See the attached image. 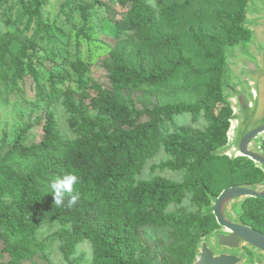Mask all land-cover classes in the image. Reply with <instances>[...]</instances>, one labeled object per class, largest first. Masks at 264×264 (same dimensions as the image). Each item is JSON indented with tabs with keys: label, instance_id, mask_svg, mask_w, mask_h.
Masks as SVG:
<instances>
[{
	"label": "trees",
	"instance_id": "obj_1",
	"mask_svg": "<svg viewBox=\"0 0 264 264\" xmlns=\"http://www.w3.org/2000/svg\"><path fill=\"white\" fill-rule=\"evenodd\" d=\"M45 1L0 0V16L16 25L0 30V101L22 89L33 106L20 135L41 125L39 140L0 145V264H52L54 244L62 264H191L198 239L217 227L201 213L208 193L236 184L213 189L208 167L227 141L213 109L224 98L225 46L251 37L241 26L247 0H64L66 21L74 10L82 21L75 45L100 34L104 46L93 60L67 63L75 89L63 86L64 70L41 82L35 67L40 45L67 60L64 29L43 14ZM92 63L103 79L90 75ZM241 160L233 173L256 171L244 182L264 178ZM70 171L81 177L79 200L57 207L50 183ZM241 219L264 233V198L245 199ZM45 227L53 229L40 235ZM145 228L160 236L152 241Z\"/></svg>",
	"mask_w": 264,
	"mask_h": 264
},
{
	"label": "water",
	"instance_id": "obj_2",
	"mask_svg": "<svg viewBox=\"0 0 264 264\" xmlns=\"http://www.w3.org/2000/svg\"><path fill=\"white\" fill-rule=\"evenodd\" d=\"M245 13L249 18L242 23L258 28L261 41L251 50L242 42L225 46L221 88L223 96L233 100L234 110L227 141L215 154L247 157L264 176V0H247ZM228 66L236 68L234 84L230 83ZM208 198L210 202L202 204L201 213L213 214L219 228L198 239L191 264H244L243 246L258 253L251 264H264V233L241 219L245 199L264 198V178L227 186L217 195L208 193Z\"/></svg>",
	"mask_w": 264,
	"mask_h": 264
},
{
	"label": "rangeland",
	"instance_id": "obj_3",
	"mask_svg": "<svg viewBox=\"0 0 264 264\" xmlns=\"http://www.w3.org/2000/svg\"><path fill=\"white\" fill-rule=\"evenodd\" d=\"M16 2V0H12ZM28 1V0H27ZM64 0H46L43 14L46 16H50L49 20L52 21L53 19H57L59 24H61L62 29H64L65 37L63 39L62 44L60 45L62 49V54L67 56V60L63 57L58 58L60 61H63L64 64H62L57 59H52L49 55V52L45 50L42 45H40L38 53L36 56L38 58L33 57L35 67L37 68L41 82H45L46 76L50 70H59V71H65L66 74L69 76V79L64 82L63 86H70L71 88L75 89V79L76 75L72 71L69 64H67L70 60L74 59L75 57H79L81 60H84L87 62L89 60V57H91L90 60H93L96 54L103 53L104 52V46L97 42V38L100 34L93 35L92 39L90 40H84L81 39L78 46L75 45V28L73 25H75L77 28L81 27L82 21L80 19L79 13L77 10H74L70 16V20L66 21L64 14L60 13V5ZM106 1V0H103ZM206 0H197L196 5L201 6L204 5ZM91 2V0H78V3H88ZM228 9V6H225ZM99 9V8H98ZM223 9H225L223 7ZM117 10L119 8L117 7H111L109 13L115 14L117 13ZM229 10V9H228ZM190 13V12H187ZM186 13V14H187ZM100 15H105L106 11L102 8L99 12ZM99 14H97L99 16ZM118 16V14H117ZM184 18H188L185 16ZM249 15L246 13L244 14V20L248 19ZM245 20V21H246ZM241 26L245 29L250 30L251 37L247 42H242L244 46L250 50L252 49V46L254 44H257L261 41V36L259 33L258 28L250 27L248 28L246 25V22L241 23ZM16 25L5 22V17L0 16V30L2 32H5L6 30H10L11 28L14 29ZM22 28L21 26H18ZM93 32V31H90ZM50 46H48L49 48ZM57 58V57H56ZM96 59V58H95ZM94 59V60H95ZM101 66H98L97 63H92L89 68V73L91 76L97 79H103L104 73ZM228 77H230V83L234 84V77L236 75V68L228 66ZM33 106V101L31 98L27 97V95L23 92L21 89L18 93H13L9 96L7 101H0V145L3 144V141L12 143L14 140L18 139L19 142L24 143H30L32 140H39L41 137V125L37 124L35 127H33L28 134L20 135L21 130V121L26 120V114L28 110ZM38 105H35V108H38ZM234 108V102L228 97H224L223 101L219 104H217L214 109L213 113L215 116H223L225 117V124H223V127H226L225 131L221 130V133L223 132L227 138L228 131L230 129V125L232 123L231 115L233 113ZM64 114L61 113L59 115L61 121H63ZM188 120H185L184 122H187ZM203 119L200 120V124H203ZM64 124V122H63ZM199 126V124H197ZM264 143V135L262 136L261 145ZM218 156V157H217ZM244 160H249L247 157H230L229 155H222L217 154L213 160L210 161L209 167H208V174L210 178L213 181V189H218L219 187H223L225 185H229L232 183H239L248 181L250 178H253L256 171L255 169H248L245 175H238L231 171V168L233 166H237L241 164ZM254 165V163H253ZM255 166V165H254ZM256 167V166H255ZM256 169H258L256 167ZM259 170V169H258ZM165 176L169 178L176 179L178 181L184 180L185 177L188 175L185 172H171V171H164L162 172ZM184 204H188L187 201H184ZM219 226L215 227V229H218ZM53 228L45 227L40 235H47L52 231ZM214 229V230H215ZM214 230H206L203 234V236H209L210 233ZM144 233L146 236H148L152 241H155L157 237L160 235L156 233L155 230L150 228H145ZM211 240V239H210ZM2 247V244L0 242V248ZM242 251L245 253L246 258L244 261V264H251L254 263V257L258 254L256 251L249 249L245 246H243ZM50 252V258L52 261V264H62V258L59 254L56 245H52L49 249ZM260 256H263L262 254H259ZM39 261V264H49L48 262L41 261L38 258H35ZM1 260V259H0ZM28 264V263H25Z\"/></svg>",
	"mask_w": 264,
	"mask_h": 264
},
{
	"label": "clouds",
	"instance_id": "obj_4",
	"mask_svg": "<svg viewBox=\"0 0 264 264\" xmlns=\"http://www.w3.org/2000/svg\"><path fill=\"white\" fill-rule=\"evenodd\" d=\"M81 182V177L76 171H70L62 177H58L50 183L54 195V204L59 207L64 205L68 198V207H72L79 200L80 194L76 191V185Z\"/></svg>",
	"mask_w": 264,
	"mask_h": 264
},
{
	"label": "bare ground",
	"instance_id": "obj_5",
	"mask_svg": "<svg viewBox=\"0 0 264 264\" xmlns=\"http://www.w3.org/2000/svg\"><path fill=\"white\" fill-rule=\"evenodd\" d=\"M239 155H237V157H238Z\"/></svg>",
	"mask_w": 264,
	"mask_h": 264
}]
</instances>
